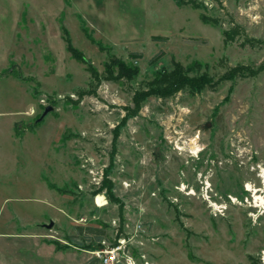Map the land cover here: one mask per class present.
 Returning <instances> with one entry per match:
<instances>
[{"label":"rangeland","instance_id":"obj_1","mask_svg":"<svg viewBox=\"0 0 264 264\" xmlns=\"http://www.w3.org/2000/svg\"><path fill=\"white\" fill-rule=\"evenodd\" d=\"M263 64L264 0H0V264H101L77 227L134 264H260Z\"/></svg>","mask_w":264,"mask_h":264},{"label":"trees","instance_id":"obj_2","mask_svg":"<svg viewBox=\"0 0 264 264\" xmlns=\"http://www.w3.org/2000/svg\"><path fill=\"white\" fill-rule=\"evenodd\" d=\"M201 18H203V17H201ZM223 34H224L225 38H227V36H229V34H231V33H228V31L227 32L224 31ZM65 43H66L65 49L69 53V55L72 58H77L79 60H82V58H80L79 55L76 53V51L70 46L67 39L65 40ZM131 56H133V55H131ZM263 66H264V64L262 65V67ZM262 67H260V68H262ZM163 79L168 80V84H167L168 93L167 94L174 93L176 90H178L179 88H181L182 86H185V85H188L189 88L194 87V85H192V82H190V81H188V79L182 77V75L179 74V72H176L175 74H171L169 76H166ZM201 86H204V85L201 84ZM155 92L160 93V90L158 91V89L155 88V89H151L148 93H143L142 96H139V97L135 96L133 98L134 99V102H133L134 106L137 108L139 105V102L144 98V96L149 95V94H155ZM163 95H164V93H163ZM36 122H37V120H36ZM17 125H18V123H14L13 129H14L16 134H20V132L17 130ZM49 187L51 188L52 185H49ZM76 230L78 231L79 234L83 233V230H84L85 234L93 235L94 239H87V240L90 241L91 244H94V245L96 244L97 250H101V246L99 245L100 244L99 241L101 239L100 234L102 232L101 230L95 229V228H90V227H87L84 229L81 227H77ZM72 240H73V238L71 236L66 237V242L68 244H70V242H72ZM85 248H86L85 250H89L88 249L89 247L85 246ZM90 262L91 263L97 262V259L93 258Z\"/></svg>","mask_w":264,"mask_h":264},{"label":"built area","instance_id":"obj_3","mask_svg":"<svg viewBox=\"0 0 264 264\" xmlns=\"http://www.w3.org/2000/svg\"><path fill=\"white\" fill-rule=\"evenodd\" d=\"M226 200L228 204H234V199L231 196H226ZM212 204L213 205H210V206H211V211L213 215L220 214L221 211L225 209L220 204H214V203ZM256 207H258V205H256ZM103 242L104 241L101 240L99 243L103 244ZM94 256H96L97 259L101 261V264H134L130 257L124 255V252L121 249L119 243L110 248H107V249L104 248V249H101L95 252ZM259 262L260 264H264V251L261 252V256L259 257ZM143 264H146V263H143Z\"/></svg>","mask_w":264,"mask_h":264},{"label":"water","instance_id":"obj_4","mask_svg":"<svg viewBox=\"0 0 264 264\" xmlns=\"http://www.w3.org/2000/svg\"><path fill=\"white\" fill-rule=\"evenodd\" d=\"M52 110V107H50V106H45L44 108H43V111H42V113H41V115L38 117V119H37V121H40L45 115H46V113H48L49 111H51ZM50 222L48 223V224H45V225H43L42 227H44V228H49L50 227Z\"/></svg>","mask_w":264,"mask_h":264},{"label":"bare ground","instance_id":"obj_5","mask_svg":"<svg viewBox=\"0 0 264 264\" xmlns=\"http://www.w3.org/2000/svg\"><path fill=\"white\" fill-rule=\"evenodd\" d=\"M194 150V149H193ZM263 174H264V172H263ZM262 185H263V187H264V176H263V180H262ZM247 191H252L251 190V188H250V186L249 185H247ZM253 189V188H252ZM253 193H254V196L256 197V191H254V189H253V191H252ZM254 196H253V198H254ZM256 199L260 202V203H264V200H263V197H256ZM255 200V199H254ZM99 201L101 202V198L99 197ZM256 202V201H255ZM257 205L259 204V203H256ZM261 205H263V204H261ZM258 206H260V205H258ZM262 208H264V207H262Z\"/></svg>","mask_w":264,"mask_h":264}]
</instances>
